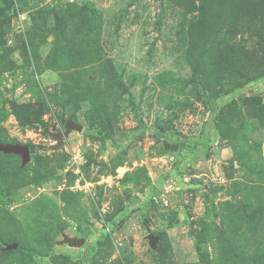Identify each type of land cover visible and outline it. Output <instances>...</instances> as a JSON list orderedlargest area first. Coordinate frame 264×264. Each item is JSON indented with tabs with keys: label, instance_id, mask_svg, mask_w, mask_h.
<instances>
[{
	"label": "rangeland",
	"instance_id": "374dc122",
	"mask_svg": "<svg viewBox=\"0 0 264 264\" xmlns=\"http://www.w3.org/2000/svg\"><path fill=\"white\" fill-rule=\"evenodd\" d=\"M191 1L0 0V264H264V14L206 52Z\"/></svg>",
	"mask_w": 264,
	"mask_h": 264
},
{
	"label": "trees",
	"instance_id": "16d2710c",
	"mask_svg": "<svg viewBox=\"0 0 264 264\" xmlns=\"http://www.w3.org/2000/svg\"><path fill=\"white\" fill-rule=\"evenodd\" d=\"M5 3L7 4V6L10 5V8L13 6L11 2L8 3V0H5ZM190 3H191V7L189 8L191 9V11H195L198 13L196 20L194 21L195 28L192 30V33L194 36L198 34L199 37L202 40H204V42L202 43V46L205 47L206 52L210 50V48L208 47L209 43L211 44L212 42H216V44H218L219 46L221 39L223 37L235 32L238 29H241V30L243 29V31L247 29V26L244 25L243 22L244 20L246 21V19L250 17L249 15H251V12L256 13L260 11L264 14V0H194V1H191ZM235 12H238L239 14H242V15H239V17L236 19V17L234 16ZM230 14L231 16H229ZM263 17L264 16L262 15L261 18L264 19ZM227 18H230V20L232 21V24L230 26H229L230 23L228 22V20H226ZM240 19H242L243 21L241 25L238 26V22L241 21ZM248 30L249 31L251 30L252 36L255 37V40L257 41V46H254L252 51L243 52L244 59L243 60L240 58L239 59L242 61L245 60V61L251 62L252 57L250 56V53L255 54L256 52H260L263 56L261 58V62H257L259 66H256V64L250 63L248 64L249 68L246 72L242 70L241 72H239L238 75L240 76V79H243L246 82L264 78V26L263 25L251 26L248 28ZM54 34L56 35L57 40H61L62 36H64V32L59 33L57 30H54ZM210 37L212 38V41L208 42V39ZM196 43H199L198 38H197ZM222 46L223 45H221L220 47ZM256 47L258 49H256ZM228 48L229 46H224L223 48L225 51L224 52L225 60H224V63L220 64V66L218 67L219 72L217 73L218 76L220 77L222 73L225 75L237 73V71L234 70L233 68L235 67L234 61L229 59L230 55L228 54V51H231V50ZM195 49L199 50L202 53L199 47H196ZM223 49H219L218 51H221ZM79 53L84 54L83 51L76 52V54H79ZM203 57H206V55L204 54ZM253 58H254V55H253ZM72 59L77 61L78 59H81V57L78 56L77 58H72ZM221 65H226V67L223 69ZM195 68L198 69L199 66L196 65ZM220 82L221 81L219 79V84ZM18 120L20 121V123H23V124H26V123L33 124V122H24L22 118H18ZM85 133L94 134L95 132L88 129V130H85ZM101 139L103 141L101 152H104L105 138L102 137ZM29 149H30V152H33L32 147L31 148L29 147ZM20 170L21 169H19L18 171ZM3 177L4 179L5 178L10 179L13 186L15 185L13 184L14 181H20L21 182L20 185L25 184V181L21 178V176H17L16 174L11 173V172L8 173L4 171ZM260 204L261 202L258 203V205ZM255 212L258 214L260 211H255ZM254 216L256 215L254 214ZM3 220L4 219H2V221ZM258 225L260 226V223ZM109 242H110V237L106 235L104 236L102 240H98L96 244L100 245L101 243H109ZM21 248L22 247L19 246V249ZM244 255L250 256L248 254H244ZM256 257H257L256 255H253L251 257V260H253L251 261V263L261 264L260 261L255 259ZM69 260H70V256L67 254L50 255V261L52 264H66ZM161 264H165L164 257L162 254H161Z\"/></svg>",
	"mask_w": 264,
	"mask_h": 264
},
{
	"label": "water",
	"instance_id": "95a60500",
	"mask_svg": "<svg viewBox=\"0 0 264 264\" xmlns=\"http://www.w3.org/2000/svg\"><path fill=\"white\" fill-rule=\"evenodd\" d=\"M67 128L68 132H70L73 129L82 131L83 127L80 125L75 124L74 122H67ZM66 132V134L68 133ZM0 151L4 153H15L20 156H22L23 159V165L27 164L30 160V149L28 146H21V145H0ZM81 244L83 241L80 242ZM12 249L17 248L16 244H13L11 246Z\"/></svg>",
	"mask_w": 264,
	"mask_h": 264
}]
</instances>
